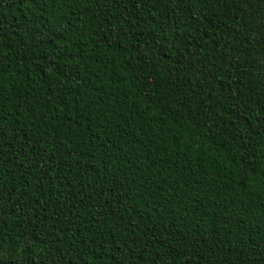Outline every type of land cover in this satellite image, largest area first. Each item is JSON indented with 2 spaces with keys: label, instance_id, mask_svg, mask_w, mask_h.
Segmentation results:
<instances>
[{
  "label": "trees",
  "instance_id": "trees-1",
  "mask_svg": "<svg viewBox=\"0 0 264 264\" xmlns=\"http://www.w3.org/2000/svg\"><path fill=\"white\" fill-rule=\"evenodd\" d=\"M262 33L264 0H0L11 264H264Z\"/></svg>",
  "mask_w": 264,
  "mask_h": 264
},
{
  "label": "snow or ice",
  "instance_id": "snow-or-ice-1",
  "mask_svg": "<svg viewBox=\"0 0 264 264\" xmlns=\"http://www.w3.org/2000/svg\"><path fill=\"white\" fill-rule=\"evenodd\" d=\"M58 2H62V0H58ZM261 40H264V33L261 34ZM255 167V165L251 166L253 171H255ZM261 170L264 171V165L261 166ZM260 179L264 181V176H262ZM261 191H264V184L261 185ZM0 264H11L6 251H0ZM16 264H19V261H17Z\"/></svg>",
  "mask_w": 264,
  "mask_h": 264
}]
</instances>
